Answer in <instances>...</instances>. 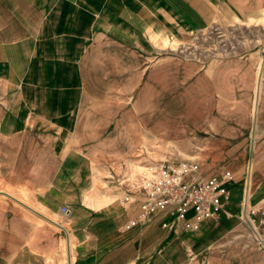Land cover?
<instances>
[{
    "label": "crops",
    "instance_id": "obj_1",
    "mask_svg": "<svg viewBox=\"0 0 264 264\" xmlns=\"http://www.w3.org/2000/svg\"><path fill=\"white\" fill-rule=\"evenodd\" d=\"M36 4L0 0V264H264V228L257 234L238 217L245 192L252 202L264 197V138L250 150L243 134L223 137L216 144L226 147L200 160L204 176L234 174L219 220L173 231L158 214L119 231L143 199L132 191L133 201L118 202L121 176L142 163L132 153L148 132L138 61L107 53V42L128 44L116 35L97 36L79 53L83 33L56 24L49 3ZM204 140L197 143L215 144Z\"/></svg>",
    "mask_w": 264,
    "mask_h": 264
},
{
    "label": "rangeland",
    "instance_id": "obj_2",
    "mask_svg": "<svg viewBox=\"0 0 264 264\" xmlns=\"http://www.w3.org/2000/svg\"><path fill=\"white\" fill-rule=\"evenodd\" d=\"M110 1L37 0L36 5L46 10L49 3L56 24H71L73 32L83 33L79 53L97 36L128 42L119 48L107 42L106 49L123 63L137 59L139 97H150L141 111L148 132L143 128L138 153H132L141 158L137 168L167 157L200 163L210 148L214 153L226 147L217 141L238 134L253 150L264 138V0H200L202 5L114 0L111 7ZM50 12L43 10L44 19ZM42 29L45 35V24ZM110 59L106 56L107 63ZM3 86L0 77V103ZM149 100L155 102L151 107ZM147 114L157 123H149ZM201 138L215 144L200 145ZM244 197L251 198L250 193Z\"/></svg>",
    "mask_w": 264,
    "mask_h": 264
},
{
    "label": "built area",
    "instance_id": "obj_3",
    "mask_svg": "<svg viewBox=\"0 0 264 264\" xmlns=\"http://www.w3.org/2000/svg\"><path fill=\"white\" fill-rule=\"evenodd\" d=\"M121 177L125 189L118 202L133 201L132 191L139 192L143 199L135 216L120 225V232L147 223L158 214L169 216L162 223L165 229L196 231L203 221L219 220L221 214L227 212L225 203L230 200L229 183L234 174L224 168L204 176L198 160L167 157L142 165L133 174ZM241 203L238 217L259 234L264 228V197L253 203L244 197ZM61 209L63 212L69 210L64 204ZM261 238L264 243L263 235Z\"/></svg>",
    "mask_w": 264,
    "mask_h": 264
}]
</instances>
